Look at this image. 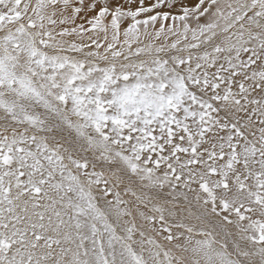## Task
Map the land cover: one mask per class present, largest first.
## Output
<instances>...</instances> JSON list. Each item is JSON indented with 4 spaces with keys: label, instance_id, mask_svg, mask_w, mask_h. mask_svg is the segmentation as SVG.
<instances>
[{
    "label": "snow or ice",
    "instance_id": "1",
    "mask_svg": "<svg viewBox=\"0 0 264 264\" xmlns=\"http://www.w3.org/2000/svg\"><path fill=\"white\" fill-rule=\"evenodd\" d=\"M0 264H264V0H0Z\"/></svg>",
    "mask_w": 264,
    "mask_h": 264
}]
</instances>
